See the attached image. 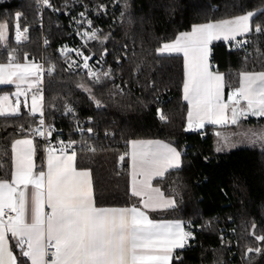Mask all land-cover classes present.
Here are the masks:
<instances>
[{
	"label": "trees",
	"instance_id": "trees-1",
	"mask_svg": "<svg viewBox=\"0 0 264 264\" xmlns=\"http://www.w3.org/2000/svg\"><path fill=\"white\" fill-rule=\"evenodd\" d=\"M51 1L39 30L35 0H0V20L9 26L6 40L0 41V63L8 61L9 54L18 62L25 57L44 62L47 138L72 144L76 167L90 172L95 205H137L128 186L129 142H167L180 151L181 166L153 184L171 196L175 206L150 216L181 221L191 233L171 264H264V239H259L264 237V150L216 153L217 136L211 127L188 132L182 57L157 53L163 43L196 24L255 13L248 34L210 46L212 70L224 76L226 92L233 91L241 73L264 72V0H117L118 12L107 11L96 21L99 33L91 46L106 55L104 67L110 65V71L94 80L73 72L55 50L57 44L75 42L64 11L110 1ZM17 17L19 28L27 27L19 42ZM6 89L0 87V95ZM69 109L74 113L68 114ZM34 124L35 116L26 112L0 116V180L11 177L12 143L29 132L33 135ZM239 124L264 126V117ZM35 142L40 167L44 152L42 143ZM10 246L18 264H30L16 244L10 241Z\"/></svg>",
	"mask_w": 264,
	"mask_h": 264
},
{
	"label": "snow or ice",
	"instance_id": "snow-or-ice-1",
	"mask_svg": "<svg viewBox=\"0 0 264 264\" xmlns=\"http://www.w3.org/2000/svg\"><path fill=\"white\" fill-rule=\"evenodd\" d=\"M43 3L47 4L48 0H43ZM253 15L249 12L234 19L193 26L190 32L180 33L174 42L165 43L159 49L161 53L183 54V99L189 105L186 130L202 128L205 122L227 124L229 104L235 105L231 108L232 124L242 116L264 117V72L241 73L240 86L228 94V102H225L222 98L224 76L210 71L208 62L210 42L220 38L234 39L248 32ZM18 20L19 17L16 26L19 42ZM8 27L6 22L0 24V41L5 40ZM256 31H261V28L257 26ZM95 36V32L91 33L92 38ZM14 59V54H9L8 63L0 64V84L15 83L17 91L14 95L27 96L20 85L29 76L37 77L36 82L39 83V66L14 63ZM88 59L84 58L85 68L88 67ZM52 70L48 69L49 72ZM34 86L29 83L28 89ZM241 100L246 102V109L237 107ZM19 105V99L16 107H12L8 96L0 97V116L17 115ZM39 106L40 98L33 94L30 110L33 115L41 111ZM24 107H28L26 102ZM160 119H165L163 114H160ZM43 127L41 118L40 126L32 132L43 137ZM257 138L264 141V133ZM61 145L59 154H55V149H46L47 172L41 170L36 174L33 141L17 139L12 144L11 179L0 180V264H18V258L9 250L7 233L16 240L22 256L31 264H170L173 251L183 248L191 236L181 222L154 221L135 206L96 207L89 172L76 170L73 163L75 152L65 154L71 144L61 142ZM130 145L133 168L131 194L141 197L142 208L174 207L175 201L166 199L159 189H151L156 195L149 194L147 200L143 196L153 176L181 166L180 153L169 145L153 141H131ZM18 146L23 147L18 150ZM225 146H228L227 142ZM221 150L217 148V151ZM137 177L143 179L137 180ZM29 196L31 223L25 222ZM45 207L50 211L45 212ZM6 212L15 215L5 219ZM49 249H52L50 254ZM49 255L50 259H46Z\"/></svg>",
	"mask_w": 264,
	"mask_h": 264
},
{
	"label": "built area",
	"instance_id": "built-area-1",
	"mask_svg": "<svg viewBox=\"0 0 264 264\" xmlns=\"http://www.w3.org/2000/svg\"><path fill=\"white\" fill-rule=\"evenodd\" d=\"M109 4H99L95 7H88L85 6V8L79 7V10L70 9L64 11L65 15L68 18L67 27L70 29V35L73 36L75 42H63L62 44H57L56 46V53L64 57L65 62L68 64L69 68L73 72H79L81 74L86 75L88 78L94 80L97 79L100 76H103L105 74H108L110 71V65L108 67H104V64L107 62V57L104 53L98 54L91 46L93 41L96 40L97 35L99 33V25L96 23V21H100L101 18H103L104 14L107 11L110 12H118L116 9L117 0H109ZM37 5V28L39 30H43L44 28V16L45 13L52 8V1L48 0V3H43V0H35ZM83 14V15H82ZM24 29H27L25 27ZM95 32L96 36L95 38L91 37V33ZM87 33L88 35H85ZM16 36L18 35L17 31L15 32ZM21 34V32L19 33ZM17 41V38H16ZM47 46V41L44 36H42V47ZM82 53L83 55H78L77 53ZM89 57L87 64L88 67L85 68L84 65V58ZM40 65V71L39 75L42 78L47 72V67L45 66L43 61H37ZM44 83V82H43ZM42 93H43V87H42ZM74 111L71 109V111L68 110V114H73ZM41 118L44 121V127L41 129L45 134L43 137H41L38 134L33 133V136L38 139L42 143V149L43 152L46 151V149H49L51 147H54L56 149L61 148V142H63L64 145L71 144L70 142L66 140H60V141H50L47 138V128H46V122L44 116L41 117V115H38L35 117V124L33 126L34 128H38L40 126V120ZM72 149L71 147L67 148L66 151H69ZM126 157L125 155L123 156ZM10 215H14V213H7L5 217L8 218ZM49 254L52 251V249H49ZM46 259H50V255L46 257Z\"/></svg>",
	"mask_w": 264,
	"mask_h": 264
},
{
	"label": "crops",
	"instance_id": "crops-1",
	"mask_svg": "<svg viewBox=\"0 0 264 264\" xmlns=\"http://www.w3.org/2000/svg\"><path fill=\"white\" fill-rule=\"evenodd\" d=\"M255 14V13H253ZM246 15V14H244ZM242 16V15H241ZM254 16V15H253ZM252 16V17H253ZM236 17H239V16H236ZM236 17H233V18H229V19H234ZM251 17V18H252ZM251 20V19H250ZM222 21V20H221ZM216 22H220V21H214L212 23H216ZM202 24H205V23H202ZM196 25H200V24H196ZM194 25V26H196ZM193 27V26H192ZM191 27V29H192ZM191 29L189 31H186V32H190ZM249 29H250V24H249ZM250 31V30H249ZM246 32V33H243L241 35H238L236 36L234 39L238 38V37H242L246 34L249 33ZM181 33H184V32H181ZM180 34V33H179ZM178 34V35H179ZM177 35V36H178ZM176 36V37H177ZM175 37V39H176ZM173 39L172 41H169V42H166V43H172L174 42ZM234 39H228V40H225L223 38H220V39H215L213 41L210 42L208 48H209V52H208V62H209V69L210 71L216 73V71L212 70V67H211V63H210V46L213 42H217V41H231V40H234ZM165 43H163L157 50V53L159 55H179L182 57V61H183V71H184V57H183V54L182 53H169V52H159V49L162 48V46L164 45ZM14 63H20V64H28V65H37L39 66V69L38 71H40V65L37 61H29V60H25V61H21V62H18V61H13ZM8 61L6 62H3V63H0V64H7ZM219 73V72H218ZM254 73H261V72H254ZM221 74V73H220ZM37 81V77L35 76H29L28 79L21 83L20 87L21 89L25 90L27 92V96L25 95H20L19 97H17L16 95H14L17 91V87H16V84L13 83V84H0V87H4V88H7L5 92H3L0 97L2 96H8L9 97V103L12 105V107H16V101L17 99H19L20 101V105H19V113L20 114L21 112H26L27 114L29 115H32V116H38V115H41V111L43 113V93H42V87H43V81H42V78L40 77L39 75V83L36 82ZM184 82V80H183ZM29 83H33L35 86L32 88V89H28V84ZM239 86H240V81H239ZM238 86V87H239ZM231 91L229 92H226L225 90V87H224V90H223V100L225 102H228V94L230 93ZM33 94H36L39 98H40V109L41 111H37L34 115L31 113V106H32V95ZM182 98H183V85H182ZM184 100V99H183ZM25 102L27 103L28 107L25 108L24 107V104ZM184 102L186 103L187 105V112H186V129H188V111H189V105L187 103V101L184 100ZM235 106V105H232V104H229V110H228V116H229V122L227 124H222V125H216V124H212V123H207L205 122L204 126L202 128H195V129H192V130H187L188 132H196V131H202L205 129V127H211L213 129V134L217 135L220 131L221 132H228V131H233L234 129H236L237 127L239 126H242L240 123L241 119L239 118L238 122L236 124H232L230 122V117H231V108ZM238 108H245L247 107L246 105V102L244 100H241V103L239 106H237ZM5 116H12V115H5ZM18 139H31L33 141V146H34V149H35V152H34V155H33V163H34V172L36 174H38L41 170H43L45 173L47 172V156H48V152L45 151L43 153V156H42V164L40 167H38L37 163H36V142H35V138L33 135H31V133L29 132V134L21 137V138H18ZM17 140V139H16ZM131 141H153V142H159L161 144H166V145H169L170 147L172 148H175L179 153L180 151L174 147L173 145L167 143V142H164V141H161V140H141V139H136V140H131ZM130 141V142H131ZM15 142V141H14ZM13 142V143H14ZM130 142H129V152H128V163H129V168H128V186H129V192L131 194V189H132V186H133V168H132V159H131V152H132V148H131V145H130ZM12 143V144H13ZM23 147V146H18V150ZM51 149H55L56 152L55 154H59V151L58 149L54 148V147H51ZM73 152L71 150L69 151H66L65 154L66 155H71ZM180 161H181V153H180ZM74 167L76 168L77 171H88L86 169H79L76 167V164H75V160H74ZM12 168H13V163H12ZM180 168V167H179ZM175 169H178V168H168L164 171V173L162 175H157V176H153L151 178V180L149 181V189H146L145 190V194L143 196V199L147 200L148 198V195L151 194V195H156V193L154 192H151V189H159L160 190V193L163 194V196L166 198V199H173L171 196H167V195H164V193L161 191V189L158 187V186H155L153 184V181L156 180V179H159V178H162L166 172L170 171V170H175ZM89 172V171H88ZM90 174V172H89ZM90 180H91V175L89 176ZM11 179V177H10ZM137 180H142L143 177H137L136 178ZM10 181V180H9ZM92 184V183H91ZM31 192V187L29 188V193ZM132 195V194H131ZM137 198L138 200V204L137 205H131V206H125V207H137V208H141L142 211H145V213L149 216L150 219L154 220V221H157V222H175V221H178V220H155L153 219L151 216H150V213L152 212H157V211H164V210H167V209H171V208H166V209H156V210H150V209H147V208H142L141 207V197L139 196H134ZM94 200V198H93ZM174 200V199H173ZM95 204V203H94ZM96 206V205H95ZM31 207H32V204H31V198L29 196V201H28V209L25 213V222L27 223H31ZM97 207V206H96ZM120 208H123V207H120ZM50 211L47 207H45V212H48ZM15 215V214H14ZM5 219H7L5 217ZM181 222V221H179ZM182 226L184 227V230H185V226H184V223L181 222ZM186 231V230H185ZM190 238V237H189ZM188 238V239H189ZM6 239L8 240V247H9V250L12 251L11 249V246H10V241H12L14 244H16V240L14 238L11 237V234L10 233H7L6 234ZM187 239V240H188ZM187 242V241H186ZM186 244V243H185ZM17 245V244H16ZM182 248H177L173 251V253L171 254V259H170V264H171V261H172V258H173V255L176 251L178 250H181ZM29 263L31 264V262L29 261Z\"/></svg>",
	"mask_w": 264,
	"mask_h": 264
},
{
	"label": "rangeland",
	"instance_id": "rangeland-1",
	"mask_svg": "<svg viewBox=\"0 0 264 264\" xmlns=\"http://www.w3.org/2000/svg\"><path fill=\"white\" fill-rule=\"evenodd\" d=\"M5 23L0 20V24ZM20 29V28H19ZM20 29V40H22L26 32ZM17 31V28L15 32ZM8 30L5 32V37L7 38ZM5 38V40H6ZM17 36L15 34V40ZM3 40V41H5ZM19 40V41H20ZM248 118H259L257 116L248 115L245 117H240L241 121H246ZM264 133V126H239L233 131L219 132L214 139V151L216 153H225L238 148H258L264 150V141L259 140L257 137L259 134ZM227 142V147L225 143ZM217 148H221V151H217Z\"/></svg>",
	"mask_w": 264,
	"mask_h": 264
}]
</instances>
